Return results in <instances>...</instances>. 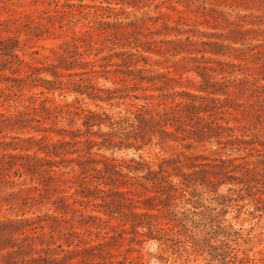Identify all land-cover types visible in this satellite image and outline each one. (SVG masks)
Wrapping results in <instances>:
<instances>
[{
    "label": "rangeland",
    "instance_id": "obj_1",
    "mask_svg": "<svg viewBox=\"0 0 264 264\" xmlns=\"http://www.w3.org/2000/svg\"><path fill=\"white\" fill-rule=\"evenodd\" d=\"M117 21L131 24L115 27ZM40 78L61 80L64 96L43 99ZM74 81L90 92L114 88L101 92L112 99L99 107L86 96L74 99L67 91ZM53 103L71 110L72 121L80 117L78 106L157 120L168 135L157 132L140 150L108 154H140L153 167L170 156L179 167L197 165L201 173L192 178L230 179L236 184H223L220 192L240 187L247 206L257 202L264 211V0H0V264H138L140 254L154 264L156 242L138 244L130 228L141 219L133 212L155 211L159 199H148L152 192L128 187L114 172L87 168L77 180L34 168L35 154H44L40 145L69 138L53 122ZM147 127L140 123V131ZM234 137L256 144L243 159L249 170L234 168L240 159L221 163L236 156L227 142ZM93 175L114 180L110 190H121V197L107 204L84 196ZM230 210L226 219L241 227L243 238L252 237L232 243L248 261L242 264H264V214L250 229ZM204 263L202 256L176 254L161 262Z\"/></svg>",
    "mask_w": 264,
    "mask_h": 264
},
{
    "label": "trees",
    "instance_id": "obj_2",
    "mask_svg": "<svg viewBox=\"0 0 264 264\" xmlns=\"http://www.w3.org/2000/svg\"><path fill=\"white\" fill-rule=\"evenodd\" d=\"M100 22L105 26H113V23H109V21ZM114 23L115 27L131 24L129 22L122 23V21ZM142 46V48H146L144 45ZM117 55L120 54L115 53V56ZM126 55L123 62L127 66L131 64V60L128 58L130 54ZM136 70L139 71L138 68ZM139 78V82L142 83L143 78ZM40 80L42 89L39 93L43 99L51 102L64 96L61 91V80L46 78H40ZM69 83L72 81L65 82V84ZM87 88L88 86L83 81H74L72 87H69L67 91L77 94L74 99H78V96H86L98 107V102L108 103L112 99L109 95H102L101 92L112 93L114 88L99 87L92 92L87 91ZM51 106L53 122L59 123L61 125L59 131L64 132L69 138L66 139L63 136L50 144L40 145L38 150L44 154H35L37 163L33 165L34 168L47 174L60 171L77 180L81 179V175L88 170L87 168H90L93 174L98 175L114 172L125 178L124 181L127 182L128 187L140 186L146 192H152L148 199H159L155 211L133 212L134 217H141V219L130 221V228L138 244L141 245L148 240L156 242L155 253L151 256L154 264H161L164 257L173 254L184 257V260H188L191 255L202 256L204 264L248 262L241 261L239 248L232 243L238 244V239H243L246 243L252 241V237L243 238L240 234L241 227L234 228V225L226 219V214L231 212L230 209H234L236 213L232 218L237 221L251 222L250 229H253L264 211L257 202L253 203L252 208L247 206L249 203L243 201L247 195L242 194L240 187L238 189L228 187L226 192H220L221 185L236 184L234 181L230 179L205 181V179L192 178L193 175L201 173L200 170H195L197 165L188 164L185 167H179L178 160L171 156L162 157L157 166L153 167L140 154L137 158H116L108 154L109 151L116 152L122 148L140 150L143 145L152 140V136L157 132L161 136L168 135V132L161 128L157 120H142L148 127L147 130L140 131L142 121L140 122L133 111H130L129 115L112 116L104 111L96 112L78 106L80 117L77 121H72L69 115L71 110H63L60 103H53ZM74 125L75 128L70 130L69 128ZM93 127L97 129L93 130ZM199 140L201 141V139ZM227 142L230 144L229 150L236 156L226 157L221 160V163L228 161L233 164L235 160L240 159L239 163L234 164V168L239 165L245 170H249L247 161L243 159L249 150L256 149L254 141L234 137L229 138ZM182 154L187 158L184 152ZM51 155L54 158L46 157ZM164 165H168L172 169L178 168L179 173L167 170ZM120 179L117 178V182H120ZM100 180V178H96V175H93L91 180L93 187H85L84 196L101 199L107 204L114 201L113 196L121 197L123 193L121 190H110L111 186L115 184L114 180L109 179L107 182ZM77 184L85 185L83 181ZM99 184H103L105 187H100ZM174 192L178 193L177 196ZM180 202H182V206L178 205ZM103 212L107 217L114 214V211ZM95 217L101 223L107 221V218L100 215ZM253 219L256 220L254 223ZM99 226V228H103L102 225L99 224ZM149 260L150 257L147 258L140 254L137 261L138 264H145Z\"/></svg>",
    "mask_w": 264,
    "mask_h": 264
}]
</instances>
